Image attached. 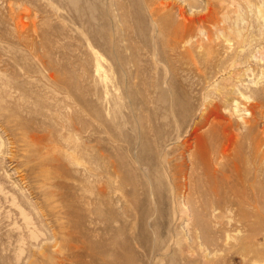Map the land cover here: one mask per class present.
Here are the masks:
<instances>
[{"label":"rangeland","instance_id":"374dc122","mask_svg":"<svg viewBox=\"0 0 264 264\" xmlns=\"http://www.w3.org/2000/svg\"><path fill=\"white\" fill-rule=\"evenodd\" d=\"M170 2L184 39L133 34L113 58L59 31L52 0H0V264H264V0H152ZM221 130L217 185L244 202L196 227L165 173Z\"/></svg>","mask_w":264,"mask_h":264},{"label":"bare ground","instance_id":"6f19581e","mask_svg":"<svg viewBox=\"0 0 264 264\" xmlns=\"http://www.w3.org/2000/svg\"><path fill=\"white\" fill-rule=\"evenodd\" d=\"M176 1L182 4L188 2L187 6L191 9L196 8L197 4V0ZM52 2L59 31H82L83 38L89 40L97 49L95 51L96 54L100 53V55L113 58L118 57L116 50L121 48V43L124 44V42L131 41L130 39L133 34L144 42L147 47L151 46L155 50L161 40L163 43V38L167 36L175 43L180 42L186 37V34L195 23V21L189 22L182 26L174 23L171 24L170 20L173 15L171 2V5L169 4L162 7L155 6L152 0H52ZM70 38L75 42L80 39V37L76 35ZM156 52L158 53V51H155V55ZM161 63L163 65L162 72L160 73L158 71L159 76L154 80L152 87L154 90H159V97L161 99H166L170 91V84L167 83L173 73L169 66H166L162 61ZM218 124H220V121ZM206 125L208 124H203L204 127ZM254 127L255 124L253 121H245L242 125L244 137L249 136L254 131ZM215 132L217 140L212 148L213 156L205 149L199 155L196 149H192V147H194L193 145H195L193 142L187 147L182 148V150H179L180 152L178 151V156L174 158L179 161V163L176 162L174 165H170L169 162L170 166L168 168L166 167L168 171L170 169L169 172L165 173V177L172 187V201L174 205L182 206L186 209L185 214L189 218L193 217V220L197 223L195 226L198 224L202 226L204 224L205 220L203 219L202 213L204 215L205 212H215L218 210L220 214L225 211V209L229 208H225L227 202L230 201V203L235 204V206H239L244 202L241 196H236L237 193L235 190H228L230 192L229 195H232L231 199L227 198L226 195L221 196L220 194L214 168L216 165H220L221 161L227 156L230 157L231 148H225L222 140V130ZM167 154L169 155L170 152H167ZM197 154L199 156H197ZM165 162L168 164L166 158ZM198 169L200 173L197 172ZM155 182L157 181L155 180ZM156 187L155 184L149 183L147 189L149 198L153 200L155 199L156 193L154 191L157 190ZM198 200L202 206L201 210L197 209L194 205ZM150 216V213L148 214L147 211H144L143 217L145 219Z\"/></svg>","mask_w":264,"mask_h":264}]
</instances>
